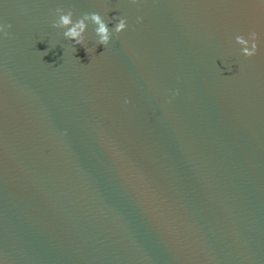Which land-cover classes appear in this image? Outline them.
Returning <instances> with one entry per match:
<instances>
[{
    "label": "water",
    "instance_id": "water-1",
    "mask_svg": "<svg viewBox=\"0 0 264 264\" xmlns=\"http://www.w3.org/2000/svg\"><path fill=\"white\" fill-rule=\"evenodd\" d=\"M4 25L0 264H264V0H0Z\"/></svg>",
    "mask_w": 264,
    "mask_h": 264
},
{
    "label": "clouds",
    "instance_id": "clouds-1",
    "mask_svg": "<svg viewBox=\"0 0 264 264\" xmlns=\"http://www.w3.org/2000/svg\"><path fill=\"white\" fill-rule=\"evenodd\" d=\"M133 3L136 0H132ZM57 11H61V9H57ZM71 12L61 15L59 18V25L67 27V31L64 32V36L68 39L74 41L75 44H83V33L85 31L86 25L84 20L91 19V21L97 25L95 28V34L99 37L97 43L107 45L110 39V32L107 24L103 21L99 14L97 13H85L84 16L73 23L71 19ZM139 22V19H138ZM71 25V27H68ZM11 27V25H4L0 28V31H3L4 36H7L8 33L4 29ZM126 27V22L124 19H119L118 22L115 24L113 32L115 34L120 33ZM250 46L244 47L242 49V53L245 57L254 56L257 52V33L255 31L250 33ZM237 42L240 44H247L248 42L245 41L242 37H237ZM127 103V101H125Z\"/></svg>",
    "mask_w": 264,
    "mask_h": 264
}]
</instances>
